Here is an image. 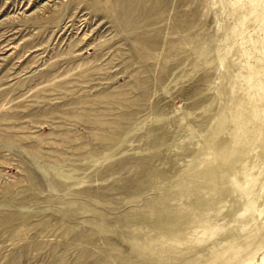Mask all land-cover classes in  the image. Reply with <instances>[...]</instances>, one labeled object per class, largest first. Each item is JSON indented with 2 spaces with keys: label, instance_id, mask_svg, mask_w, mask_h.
<instances>
[{
  "label": "rangeland",
  "instance_id": "obj_1",
  "mask_svg": "<svg viewBox=\"0 0 264 264\" xmlns=\"http://www.w3.org/2000/svg\"><path fill=\"white\" fill-rule=\"evenodd\" d=\"M0 264H264V0H0Z\"/></svg>",
  "mask_w": 264,
  "mask_h": 264
},
{
  "label": "bare ground",
  "instance_id": "obj_2",
  "mask_svg": "<svg viewBox=\"0 0 264 264\" xmlns=\"http://www.w3.org/2000/svg\"><path fill=\"white\" fill-rule=\"evenodd\" d=\"M246 176H247V175H246ZM249 183H250V182H249ZM249 183H248V184H249ZM242 185H243V184H242ZM242 185L239 184V186H240L241 188H242ZM244 186H245V185H244ZM249 186H250V185H249ZM251 186H252V185H251ZM241 188H240V189H241ZM244 190H246V189L244 188L243 191H244ZM250 191H251V188H250ZM248 192H249V191H248ZM249 193L251 194V192H249ZM244 194H245V193H244ZM255 212H256V211H255ZM260 212H261V211H260ZM259 216H260V215H259Z\"/></svg>",
  "mask_w": 264,
  "mask_h": 264
}]
</instances>
